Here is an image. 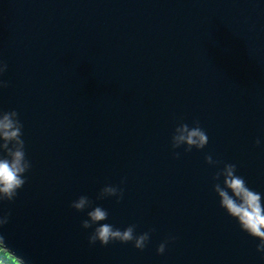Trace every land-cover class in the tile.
<instances>
[{"label":"water","instance_id":"95a60500","mask_svg":"<svg viewBox=\"0 0 264 264\" xmlns=\"http://www.w3.org/2000/svg\"><path fill=\"white\" fill-rule=\"evenodd\" d=\"M0 61L30 161L0 201V248L23 264H264L212 190L230 162L264 194V0H0ZM194 121L205 146L173 149ZM106 184L119 200L97 198ZM80 195L149 232L144 247L89 243Z\"/></svg>","mask_w":264,"mask_h":264},{"label":"clouds","instance_id":"9594fccd","mask_svg":"<svg viewBox=\"0 0 264 264\" xmlns=\"http://www.w3.org/2000/svg\"><path fill=\"white\" fill-rule=\"evenodd\" d=\"M6 65L0 61V74L5 71ZM5 81L0 80V87ZM208 136L199 123L194 121L178 123L173 129L170 144L173 149L184 146L185 151L196 148L201 149L207 143ZM264 142V138L258 137L256 144ZM179 155V153H174ZM206 163L215 165L216 160L211 154L204 156ZM30 167L24 149L22 138V125L15 109H0V201L12 200L17 190L25 183L24 175ZM214 183L212 190L215 193L219 207L235 220L241 231L258 241L257 252L264 256V194L251 188L242 175L236 172L234 163H224L212 177ZM122 189L113 184L104 185L97 198L115 196L120 199ZM77 211L85 210L86 218L81 221L84 229L92 228L88 234L89 243L99 242L101 245L109 241L132 242L136 249H142L148 240L149 232L134 233L135 225L129 224L123 229L114 227L107 222V209L100 205H92V201L86 195H80L70 205ZM7 214H0V226L7 221ZM171 237H169L170 239ZM3 237L0 236V242ZM162 241L156 248L159 254L164 251L165 243Z\"/></svg>","mask_w":264,"mask_h":264},{"label":"rangeland","instance_id":"374dc122","mask_svg":"<svg viewBox=\"0 0 264 264\" xmlns=\"http://www.w3.org/2000/svg\"><path fill=\"white\" fill-rule=\"evenodd\" d=\"M0 264H21V262L14 256H8L5 251H0Z\"/></svg>","mask_w":264,"mask_h":264},{"label":"trees","instance_id":"16d2710c","mask_svg":"<svg viewBox=\"0 0 264 264\" xmlns=\"http://www.w3.org/2000/svg\"><path fill=\"white\" fill-rule=\"evenodd\" d=\"M0 251H5V250L2 249V248H0ZM5 253L8 254V256H10V254H9L7 251H5ZM11 257H12V256H11Z\"/></svg>","mask_w":264,"mask_h":264}]
</instances>
